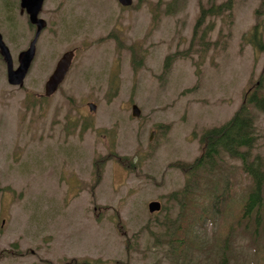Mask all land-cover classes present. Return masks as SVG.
Returning a JSON list of instances; mask_svg holds the SVG:
<instances>
[{
	"label": "rangeland",
	"instance_id": "obj_1",
	"mask_svg": "<svg viewBox=\"0 0 264 264\" xmlns=\"http://www.w3.org/2000/svg\"><path fill=\"white\" fill-rule=\"evenodd\" d=\"M222 1L45 0L23 86L8 83L0 55V264H264V217L257 231L239 219L253 186L242 162L225 156L201 180L173 166L200 155L202 133L226 123L260 78L264 90V52L244 41L256 21L264 31V0L208 18L207 48L194 35L201 4ZM0 32L17 67L36 32L20 0H0ZM72 49L68 75L45 97ZM253 112L252 154L264 157V111ZM201 185L204 210H192ZM153 200L162 209L151 214Z\"/></svg>",
	"mask_w": 264,
	"mask_h": 264
},
{
	"label": "trees",
	"instance_id": "obj_2",
	"mask_svg": "<svg viewBox=\"0 0 264 264\" xmlns=\"http://www.w3.org/2000/svg\"><path fill=\"white\" fill-rule=\"evenodd\" d=\"M233 4L234 0H225L221 3H213L210 6L201 4L200 18L195 27V35L200 28V45L202 47H208L205 37L212 30V26L210 25L204 27L207 19L213 16H222L230 12L233 9ZM260 26L261 24L257 23L253 31L248 35V38H246L256 48L264 50V41L262 39ZM173 56L174 54L167 57L166 64L171 61ZM260 83H262L261 80ZM258 85L255 87V90L251 92L248 91L245 94L243 103L231 119L220 126L209 128L202 133L200 137L201 152L194 161H179L173 163V166L181 169L186 175L200 171L201 180L203 176V174H201L202 169L204 170L208 167V171H212V169L217 166L218 161L222 160L225 156L240 160L244 171L252 178L253 186L247 191L243 198V202L241 203V216L239 218L251 219L255 217V222L257 224L260 223L261 216L264 215V157L260 154H252L258 137L256 117L253 113V108L264 111V90L260 89ZM107 159L111 158L106 156L98 159L97 162L105 163ZM119 161L124 165H129V160L126 157L119 158ZM130 166H133L132 162H130ZM202 195L203 191L201 185L200 200H189L192 205H190L192 210H195L198 204L200 205V211L203 209L204 198ZM216 199V195L213 194L209 201L213 208L216 207ZM182 234L187 239V231H183ZM176 242L177 244H180V242L181 244L191 243L184 239L176 240ZM73 261L75 264H100L96 261L89 260Z\"/></svg>",
	"mask_w": 264,
	"mask_h": 264
},
{
	"label": "water",
	"instance_id": "obj_3",
	"mask_svg": "<svg viewBox=\"0 0 264 264\" xmlns=\"http://www.w3.org/2000/svg\"><path fill=\"white\" fill-rule=\"evenodd\" d=\"M43 1L44 0H22V6L26 7L28 12L30 13L32 23L37 25V32L30 47L27 50L20 53L19 66L17 68L14 67L11 51L8 45L3 40L2 34L0 33V53L3 56L5 62L7 63L8 81L12 85L17 86V85H22L24 83L31 62L34 59L36 53V41L38 39L41 30L43 29V27L46 26V21L38 17V14L42 8ZM119 2L124 6H129L133 3V0H119ZM74 55L75 52L73 50H69L66 51L60 57L53 73L48 78L45 84L46 96H50L58 90L59 85L65 79L71 67ZM90 107L91 109L96 108V106L92 103L90 104ZM140 113L141 111L138 108V106L134 105L133 115L139 116ZM149 207H150V211L153 212L159 210L161 205L159 202L153 201L149 204Z\"/></svg>",
	"mask_w": 264,
	"mask_h": 264
},
{
	"label": "flooded vegetation",
	"instance_id": "obj_4",
	"mask_svg": "<svg viewBox=\"0 0 264 264\" xmlns=\"http://www.w3.org/2000/svg\"><path fill=\"white\" fill-rule=\"evenodd\" d=\"M20 1H21V0H20ZM12 8H13V10L16 12L17 4L15 3L14 7L12 6ZM21 13L24 14V13H26V11H25V10H22V8H21ZM26 14H27V13H26ZM43 18H44V17H43Z\"/></svg>",
	"mask_w": 264,
	"mask_h": 264
}]
</instances>
